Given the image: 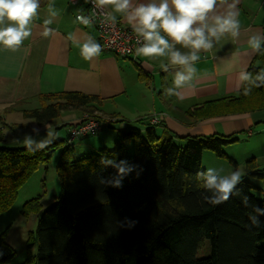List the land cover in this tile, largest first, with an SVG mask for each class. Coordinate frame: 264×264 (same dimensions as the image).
I'll return each instance as SVG.
<instances>
[{
    "label": "trees",
    "instance_id": "1",
    "mask_svg": "<svg viewBox=\"0 0 264 264\" xmlns=\"http://www.w3.org/2000/svg\"><path fill=\"white\" fill-rule=\"evenodd\" d=\"M245 76L238 93L207 100L186 115L198 121L263 109L264 41ZM39 98L45 101L42 106L23 112L39 125L69 111L83 114L75 124L85 115L101 118L95 114L103 99L96 95L60 91ZM110 120L103 119L100 132L104 128L113 132V147L103 146L92 153L76 151L67 137L40 145L6 142L0 128V214L13 205L25 181L60 148L55 163L60 194L43 209L36 196L20 210L24 216L37 214V253L30 252L19 264H264V169L256 167L254 159L247 160L246 173L230 198L217 204L211 202L214 190L197 176L205 173L203 152L228 157L224 149L236 137L177 136L143 119ZM131 142L133 154L128 148ZM75 152L83 154L77 157ZM118 166L126 169L125 174L118 172ZM116 181L119 187L113 186ZM126 221L137 223L129 228ZM6 230L0 233V264L15 255L3 237ZM31 244L29 239L28 247ZM203 244L207 250L199 256Z\"/></svg>",
    "mask_w": 264,
    "mask_h": 264
},
{
    "label": "crops",
    "instance_id": "2",
    "mask_svg": "<svg viewBox=\"0 0 264 264\" xmlns=\"http://www.w3.org/2000/svg\"><path fill=\"white\" fill-rule=\"evenodd\" d=\"M85 1L39 0L36 15L27 26L31 35L15 49L0 44L1 125L5 124L2 123L4 117L20 111L18 109L22 106L25 109L38 108L32 107L37 101L42 106L45 103L39 98L42 94L80 91L103 99L100 112L114 115L116 119L134 121L156 115L160 116L158 122L145 123L154 125L159 131L167 129L177 136L232 135L237 139L229 145L231 148L234 146L233 149L230 154L228 149L224 150L229 160L235 161L236 172L241 170L244 175L245 162L251 158L254 159L256 167L264 169V108L198 121H193L186 115V111L207 100L239 92L244 81L241 77L245 76L259 50H254L249 41L256 38L260 41V46L264 41V0H238L232 9L237 13L236 19L240 25L236 35L228 32L219 39L210 37L212 48L207 51H197L175 44L174 50L182 54L197 52L198 59L187 66L173 65L167 52L164 56H137L132 59L102 49L98 56L86 61L81 55V46L86 42L99 44V37L93 25H83L75 19L76 12L85 8ZM132 2L135 7L141 3H159V0ZM231 3L232 0H228V4ZM228 4H218L208 14L205 23L209 27L214 26L215 16L226 14ZM105 7L112 17L124 26L133 28L126 13L116 12L111 5ZM169 7L175 11L171 4ZM8 23L5 21L0 27L7 26ZM198 26L199 23L193 25ZM46 29L50 30L47 36L44 35ZM158 31L170 44H174L166 33L160 29ZM189 69L193 71L189 73ZM177 73L190 74L191 79L177 88L174 84ZM168 89H173L174 94L169 95ZM145 99L147 102L142 113L138 107L143 108ZM130 113L139 115L131 120L133 118L126 115ZM69 114L54 125L51 124L52 119L39 125L28 118L7 124H22L23 128L30 130L36 143L43 144L55 137H66L58 135V128L77 123L83 115ZM8 126H0L3 134ZM107 134L113 132L110 130ZM242 135L248 136L241 137ZM245 154V160L237 161V158ZM238 165L242 167L238 168ZM205 166L203 165L206 170ZM214 174L220 178L216 172Z\"/></svg>",
    "mask_w": 264,
    "mask_h": 264
},
{
    "label": "clouds",
    "instance_id": "3",
    "mask_svg": "<svg viewBox=\"0 0 264 264\" xmlns=\"http://www.w3.org/2000/svg\"><path fill=\"white\" fill-rule=\"evenodd\" d=\"M93 2L97 7L111 5L116 12L127 14L129 24L144 40V44L135 50L137 56H164L167 52L173 65L187 66L198 59L196 51L185 55L174 50L175 44L197 51L200 49L207 51L212 48L210 37L219 39L221 35L228 32L236 35L240 26L236 19L237 13L232 10L238 0H232L231 4H228V0H159V3H141L135 7L132 0H93ZM170 4L175 11L170 9ZM218 4H228V11L224 15L215 16L214 26L209 27L205 21L208 19V14L213 12ZM38 7L39 0H0V25H4L5 21L9 22L7 26L0 27V44L6 48L15 49L25 38L29 37L31 30L27 26L36 15ZM110 19L114 21L115 17H110ZM84 23L87 24L88 21L85 20ZM197 23L199 26L193 27ZM158 29L166 33L174 44H170ZM49 31L46 29L44 35L47 36ZM249 43L254 50L260 47V41L256 38L250 40ZM101 50L99 44L86 42L81 46V55L87 61L98 56ZM191 71L193 70L189 69V73ZM241 78L247 79L248 77L242 75ZM190 79V74L177 73L174 84L179 88ZM167 91L169 95L174 94L173 89ZM244 94L248 95V90H245ZM31 143V139L25 140L26 145ZM118 172L125 174L126 169L118 166ZM242 175L243 172L238 170L228 176L217 178L211 168L206 173H197L198 177L204 178V186L214 190L215 198L211 201L213 204L226 202ZM113 186L119 187V181H116ZM252 219L254 224L259 223L255 217ZM126 223L131 228L137 221H126Z\"/></svg>",
    "mask_w": 264,
    "mask_h": 264
},
{
    "label": "rangeland",
    "instance_id": "4",
    "mask_svg": "<svg viewBox=\"0 0 264 264\" xmlns=\"http://www.w3.org/2000/svg\"><path fill=\"white\" fill-rule=\"evenodd\" d=\"M145 102H147V99L144 100L143 108L138 107V110H141L142 113L145 111L144 106ZM35 104V103H34ZM39 107V101H37V104L32 105V107ZM27 107V106H26ZM29 109V108H26ZM20 111L13 112L10 117H4L2 120V123L4 126L6 123H11V121H18L21 122L25 117L23 115V112L25 110V107H21L18 109ZM67 113L81 114L80 111H69V112H62L59 116L52 119L51 124L54 125L58 122H60L64 116L67 115ZM95 115L100 116L101 118H98L99 120L103 121V119L110 120V118H116L113 115H105L99 111ZM129 116V118H133L131 120L136 119V116L139 114L137 113H130L126 114ZM97 118V117H96ZM148 118V120H147ZM147 118H143V121H150V119L155 118V120L158 122L160 119V116L151 115ZM111 121V120H110ZM36 123V122H35ZM150 123V122H149ZM0 124V126H3ZM73 125H62L58 128V135L60 136H66L68 139L70 129ZM54 131V130H51ZM110 131L107 128H104L101 132H96L95 134H90L87 136H78L72 140L73 146L75 147L76 151H88V153L95 152L99 148L103 146L109 145V147H113V141L114 136L113 134H107V132ZM30 130L26 127H17V126H11L6 127L4 129V139L3 141L6 142H17L19 144L24 145L26 139H31L32 143L30 145H40L39 143H36L34 137H31ZM248 136V135H242ZM18 140V141H17ZM26 145V144H25ZM234 147V146H233ZM230 146L225 147V149H228V153L231 152L233 149ZM129 152L132 153V142L128 146ZM240 148H243V146H240ZM77 157L82 156L80 152H75ZM60 154V148L55 149L51 155V158L46 163V166L42 165L39 169H37L26 181L25 183L20 187L17 197L15 201L13 202V205L4 213L0 214V233L7 229L3 233L4 239L14 248L15 255L13 258L5 263V264H19L22 262L31 252L32 254L37 253V241L34 239L35 230H36V223H37V214L31 213L28 216H24L20 213V210L22 208L23 203L32 197L40 196V202L42 204V209L51 204L56 198L60 192H61V183L57 178L56 170H55V163L58 160ZM230 154V153H229ZM246 154L243 155L240 158H237V161H243L246 158ZM202 165H207L206 171L211 168L216 172L220 178L228 176L234 172H236V166L235 161L229 160V157H218L215 154H213L211 151H204L203 157H202ZM241 165H238V168H241ZM253 192L258 196L262 197V194L257 192L256 190H253ZM29 239L31 244V247H28ZM204 248L201 249L198 253L199 256H203L205 254V251L207 250L206 244H203ZM30 248V249H29Z\"/></svg>",
    "mask_w": 264,
    "mask_h": 264
},
{
    "label": "built area",
    "instance_id": "5",
    "mask_svg": "<svg viewBox=\"0 0 264 264\" xmlns=\"http://www.w3.org/2000/svg\"><path fill=\"white\" fill-rule=\"evenodd\" d=\"M111 14L105 6L97 7L93 0L85 1V8L76 12L75 19L83 25H93L98 33L101 49L111 51L122 57L136 58V48L144 44L143 37L138 35L133 28L124 26L118 19H110ZM88 23L85 24L84 21ZM78 123L73 124L70 129L68 141H72L78 136H87L100 131L102 121L96 117H88ZM157 122L155 118L148 121Z\"/></svg>",
    "mask_w": 264,
    "mask_h": 264
},
{
    "label": "bare ground",
    "instance_id": "6",
    "mask_svg": "<svg viewBox=\"0 0 264 264\" xmlns=\"http://www.w3.org/2000/svg\"><path fill=\"white\" fill-rule=\"evenodd\" d=\"M202 167H203V165H202ZM203 169H204V172L206 173V170H205V168L203 167Z\"/></svg>",
    "mask_w": 264,
    "mask_h": 264
}]
</instances>
